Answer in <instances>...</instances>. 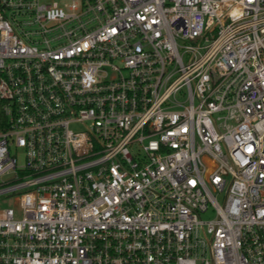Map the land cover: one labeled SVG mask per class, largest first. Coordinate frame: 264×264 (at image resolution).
I'll return each instance as SVG.
<instances>
[{
    "label": "built area",
    "instance_id": "1",
    "mask_svg": "<svg viewBox=\"0 0 264 264\" xmlns=\"http://www.w3.org/2000/svg\"><path fill=\"white\" fill-rule=\"evenodd\" d=\"M0 101V264H264V0H0Z\"/></svg>",
    "mask_w": 264,
    "mask_h": 264
},
{
    "label": "rangeland",
    "instance_id": "2",
    "mask_svg": "<svg viewBox=\"0 0 264 264\" xmlns=\"http://www.w3.org/2000/svg\"><path fill=\"white\" fill-rule=\"evenodd\" d=\"M6 178L7 177H4L3 179H6ZM0 181H2L1 177H0ZM222 198H223V196L219 197V199H221V200H222ZM202 215L205 219H211L215 216V212L212 210V208H210V210L204 212Z\"/></svg>",
    "mask_w": 264,
    "mask_h": 264
},
{
    "label": "trees",
    "instance_id": "3",
    "mask_svg": "<svg viewBox=\"0 0 264 264\" xmlns=\"http://www.w3.org/2000/svg\"><path fill=\"white\" fill-rule=\"evenodd\" d=\"M1 101H0V120L5 119L4 115H3V111H2V107H1Z\"/></svg>",
    "mask_w": 264,
    "mask_h": 264
}]
</instances>
